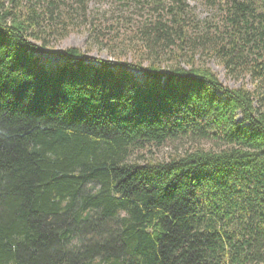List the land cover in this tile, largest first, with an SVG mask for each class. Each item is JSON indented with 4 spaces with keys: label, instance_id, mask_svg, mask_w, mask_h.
I'll list each match as a JSON object with an SVG mask.
<instances>
[{
    "label": "trees",
    "instance_id": "obj_1",
    "mask_svg": "<svg viewBox=\"0 0 264 264\" xmlns=\"http://www.w3.org/2000/svg\"><path fill=\"white\" fill-rule=\"evenodd\" d=\"M92 1L0 0V264H264V0Z\"/></svg>",
    "mask_w": 264,
    "mask_h": 264
},
{
    "label": "rangeland",
    "instance_id": "obj_2",
    "mask_svg": "<svg viewBox=\"0 0 264 264\" xmlns=\"http://www.w3.org/2000/svg\"><path fill=\"white\" fill-rule=\"evenodd\" d=\"M189 5L195 9V12L201 16L204 17L208 15L210 12L203 6L201 5L198 1L196 0H187ZM91 10H96V13L99 11L103 12H111V7L109 3L107 2H101L98 0L92 1L91 5ZM100 12V13H101ZM87 37L85 31L82 33H70L63 39H61L59 42H53V48L55 50H61L67 47H77L79 48L82 52L87 53V56L90 57V59H95V58H108L112 61V57L108 54V49H104L103 47H97L93 46L90 47L89 44L87 43ZM88 49L90 51H88ZM56 57L51 55L50 59H55ZM208 66L211 68V70L217 75L219 80L226 86L235 88L239 86V82L227 77L225 70L223 69L222 65L218 63V61L214 59H210L208 62ZM179 146V144H173L172 146H165L157 149L155 152L156 154L154 155V158L157 157L159 159H164L166 158L169 154L173 153L174 147Z\"/></svg>",
    "mask_w": 264,
    "mask_h": 264
}]
</instances>
